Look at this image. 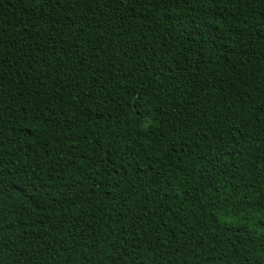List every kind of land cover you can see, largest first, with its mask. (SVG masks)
<instances>
[{"label": "trees", "instance_id": "16d2710c", "mask_svg": "<svg viewBox=\"0 0 264 264\" xmlns=\"http://www.w3.org/2000/svg\"><path fill=\"white\" fill-rule=\"evenodd\" d=\"M0 264H264V0H0Z\"/></svg>", "mask_w": 264, "mask_h": 264}]
</instances>
